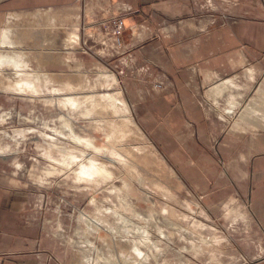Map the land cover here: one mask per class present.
Segmentation results:
<instances>
[{"label": "crops", "instance_id": "1", "mask_svg": "<svg viewBox=\"0 0 264 264\" xmlns=\"http://www.w3.org/2000/svg\"><path fill=\"white\" fill-rule=\"evenodd\" d=\"M106 1L123 21L124 49L114 62L142 129L226 222V203L244 209L232 224L236 252L264 264V0ZM83 7V0H0V77L18 79L10 65L21 62L19 50L29 74L36 57L53 76L67 71L65 61L77 64L66 50L77 52L94 22ZM202 96L216 106L224 100L222 116ZM10 164L0 157L2 264L67 262L50 216L31 207Z\"/></svg>", "mask_w": 264, "mask_h": 264}, {"label": "rangeland", "instance_id": "2", "mask_svg": "<svg viewBox=\"0 0 264 264\" xmlns=\"http://www.w3.org/2000/svg\"><path fill=\"white\" fill-rule=\"evenodd\" d=\"M106 2L83 0L94 22L79 50H66L78 62L65 61L66 72L42 74L37 57L34 72H24L21 50V62L6 63L18 79L0 77V157L16 162L11 175L25 185L31 207L50 216L52 238L68 256L62 264H237L232 224L244 209L226 203V222L142 129L114 62L124 29L114 35L108 21L119 16ZM219 101L209 104L222 116ZM91 161L106 172L82 176Z\"/></svg>", "mask_w": 264, "mask_h": 264}, {"label": "built area", "instance_id": "3", "mask_svg": "<svg viewBox=\"0 0 264 264\" xmlns=\"http://www.w3.org/2000/svg\"><path fill=\"white\" fill-rule=\"evenodd\" d=\"M108 22H109V25L113 28V32H114V35L115 36L118 35L117 33H121V31L123 30V22H122V19L121 18H119V17H112ZM103 24H105V23L103 22ZM117 39L118 38H116V40ZM118 42L120 44V41H118ZM205 102L206 103H209L210 100H207L206 99ZM234 121H235V119L233 121H230L229 120L228 122L231 124ZM249 263H250L249 260L246 257H244L243 255L240 256L239 258H237V264H249ZM0 264H2V261L1 260H0Z\"/></svg>", "mask_w": 264, "mask_h": 264}, {"label": "bare ground", "instance_id": "4", "mask_svg": "<svg viewBox=\"0 0 264 264\" xmlns=\"http://www.w3.org/2000/svg\"><path fill=\"white\" fill-rule=\"evenodd\" d=\"M88 167H90V169H91L89 172L87 170H85L84 167L82 168V170L80 172L82 176H91V175L95 176L97 174L101 175V174L106 172L104 166L96 163L95 161H91L90 164L88 165Z\"/></svg>", "mask_w": 264, "mask_h": 264}]
</instances>
